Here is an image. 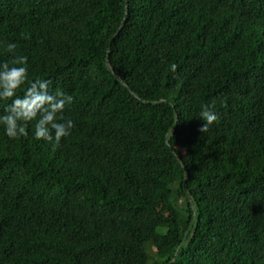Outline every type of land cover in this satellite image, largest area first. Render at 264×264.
Masks as SVG:
<instances>
[{
  "label": "trees",
  "instance_id": "trees-1",
  "mask_svg": "<svg viewBox=\"0 0 264 264\" xmlns=\"http://www.w3.org/2000/svg\"><path fill=\"white\" fill-rule=\"evenodd\" d=\"M0 42L75 124L0 130V264H264V0H0Z\"/></svg>",
  "mask_w": 264,
  "mask_h": 264
},
{
  "label": "clouds",
  "instance_id": "clouds-1",
  "mask_svg": "<svg viewBox=\"0 0 264 264\" xmlns=\"http://www.w3.org/2000/svg\"><path fill=\"white\" fill-rule=\"evenodd\" d=\"M0 47L11 56L10 61H0V101H10L0 112V130L9 140L31 136L58 146L63 138L71 135L74 121L64 115L66 105L73 97L61 89L50 91L52 81L39 76L30 79L27 57L16 55L15 42H0ZM176 65L171 69L175 71ZM23 88V94L17 90ZM215 101L200 106L196 118L204 121L200 131H207L218 119Z\"/></svg>",
  "mask_w": 264,
  "mask_h": 264
},
{
  "label": "rangeland",
  "instance_id": "rangeland-1",
  "mask_svg": "<svg viewBox=\"0 0 264 264\" xmlns=\"http://www.w3.org/2000/svg\"><path fill=\"white\" fill-rule=\"evenodd\" d=\"M177 148H178L179 152L181 153V155L183 156L184 160L187 161V160H188V158H187V151H186L185 149H182L181 147H177ZM156 207H157L158 211H159L161 214L167 215V212H166V210L163 208L161 202L158 201V202L156 203ZM152 251H153V249H152Z\"/></svg>",
  "mask_w": 264,
  "mask_h": 264
}]
</instances>
